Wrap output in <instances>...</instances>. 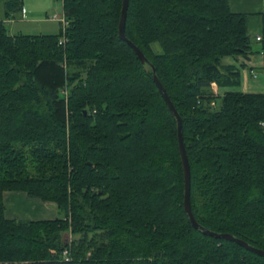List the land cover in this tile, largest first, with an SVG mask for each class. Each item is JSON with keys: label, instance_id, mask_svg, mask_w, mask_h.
I'll list each match as a JSON object with an SVG mask.
<instances>
[{"label": "trees", "instance_id": "obj_1", "mask_svg": "<svg viewBox=\"0 0 264 264\" xmlns=\"http://www.w3.org/2000/svg\"><path fill=\"white\" fill-rule=\"evenodd\" d=\"M61 1L65 48L62 30L8 34L22 0L0 20V264H264L193 228L177 120L153 79L182 118L197 222L264 251V94L232 90L241 69L224 62L254 54L247 15L229 0H129L144 66L119 37L123 0ZM5 192L59 216L8 219Z\"/></svg>", "mask_w": 264, "mask_h": 264}, {"label": "rangeland", "instance_id": "obj_2", "mask_svg": "<svg viewBox=\"0 0 264 264\" xmlns=\"http://www.w3.org/2000/svg\"><path fill=\"white\" fill-rule=\"evenodd\" d=\"M9 0H0V20L6 19V12L8 8L5 3ZM29 10L30 13L27 15L26 20L22 19L21 8L15 9L13 12L14 22L5 21V26L9 35H57L60 33L62 27L61 24L57 21H49L48 18H51L54 14H63V4L61 0H22L21 7ZM251 42L253 46V57L252 62L247 59L240 57L238 59L234 57L225 58L224 62L227 64H235L241 69V85L232 90L239 91L245 94H264V57L261 55L262 60L260 61V66L254 64L257 61V42L255 38L251 37ZM255 57V58H254ZM245 64L246 66H242ZM254 71L258 74L257 79H254L251 75V72ZM42 219V218H37ZM72 240V236H69Z\"/></svg>", "mask_w": 264, "mask_h": 264}, {"label": "crops", "instance_id": "obj_3", "mask_svg": "<svg viewBox=\"0 0 264 264\" xmlns=\"http://www.w3.org/2000/svg\"><path fill=\"white\" fill-rule=\"evenodd\" d=\"M229 3L231 10L234 13L247 15V30L250 36L255 38V41L257 36H264V0H229ZM23 8L26 9L24 4ZM27 11L30 13L29 10ZM11 17H14V15L11 14L9 19ZM257 46V61L254 66H260V61L262 60L260 52L263 48V44L257 42ZM249 56L250 58L248 61L252 62L253 54ZM4 201L7 207L6 217L8 219H17L22 221L53 220L59 216L58 209L55 204L45 203L39 199L29 198L24 192H5Z\"/></svg>", "mask_w": 264, "mask_h": 264}, {"label": "water", "instance_id": "obj_4", "mask_svg": "<svg viewBox=\"0 0 264 264\" xmlns=\"http://www.w3.org/2000/svg\"><path fill=\"white\" fill-rule=\"evenodd\" d=\"M128 8H129V0H123L122 4V10H121V17L119 22V37L122 41L127 43L136 53L139 60L141 61L142 65L149 64V60L145 56V54L132 42L130 41L126 36V20H127V14H128ZM153 79L154 82L161 93L165 103L167 104L169 110L171 111L172 115L177 120V134H178V144H179V151L182 159L183 164V173H184V210L186 214L188 215L190 222L194 229L202 231L204 235H208L214 238H222L229 242H234L238 244L239 246L245 248L247 251L253 252L260 257L264 258V251L257 249L255 247L250 246L247 242L238 239L234 237L231 234H219L212 232L203 226H201L192 211L191 207V171H190V164L189 159L187 155V150L184 142V136H183V122L182 118L179 115L176 107L174 106L173 102L171 101L166 89L164 88L163 84L159 80V78L156 75V70L153 68Z\"/></svg>", "mask_w": 264, "mask_h": 264}, {"label": "built area", "instance_id": "obj_5", "mask_svg": "<svg viewBox=\"0 0 264 264\" xmlns=\"http://www.w3.org/2000/svg\"><path fill=\"white\" fill-rule=\"evenodd\" d=\"M21 14H22V19L21 20H26L27 19V15H28V11L26 9H22L21 11ZM47 20L49 21H57L58 23L61 24V27H62V36L59 38V45L63 48H65L66 44L68 43V39L66 37V28H67V25H68V21L66 19V16L63 12L62 15H59V14H54L53 16H51V18H48ZM7 22H14V19L10 18L7 20ZM256 41L259 42V43H262L263 44V48L260 52V54L264 57V36L262 35H259L256 37ZM65 67H66V64H64ZM263 72H264V68H263ZM251 75L254 79H257L259 78L258 77V74L255 73L254 71L251 72ZM218 86L214 83L212 84V92L214 94V96H218L219 95V90L217 88ZM65 94H67V91H65ZM211 105L213 107L216 106V102H212ZM261 126L264 128V122L261 123ZM53 253L55 254V252L53 251ZM61 259L65 262H70L71 261V254H70V251L69 250H64L61 254Z\"/></svg>", "mask_w": 264, "mask_h": 264}]
</instances>
